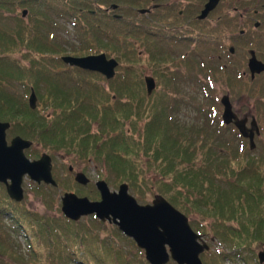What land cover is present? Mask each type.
Segmentation results:
<instances>
[{
	"label": "trees",
	"instance_id": "1",
	"mask_svg": "<svg viewBox=\"0 0 264 264\" xmlns=\"http://www.w3.org/2000/svg\"><path fill=\"white\" fill-rule=\"evenodd\" d=\"M111 4L118 6L117 12L138 5L136 0H0V120L11 123L12 136L43 146L52 159L53 152L65 151L84 162L102 164L108 177L127 183L139 199L154 189L185 215H200L193 229L231 248L229 253L204 252L203 264H260L256 256L264 251V155L252 154L236 129L221 123L213 89L209 95L214 102L205 105L207 120L185 126L176 119L179 76L170 72L173 62L153 56L154 51L147 61L159 85L147 95L142 73L133 67L136 58L128 60V53L120 49V39L128 34L124 17L106 15ZM5 12L16 14L11 27L5 23ZM60 22L72 25L81 39L78 49L67 53L61 48ZM103 37L117 45L105 44ZM110 45L120 62L118 71L125 70L123 63L131 73L130 80L125 74L114 77L113 95L99 83L100 75L60 59L67 54L108 52ZM15 52L27 65L13 59ZM229 67L230 63L212 68L206 76L226 79L232 90H240L234 80L241 74L230 73ZM262 76L259 92L248 86L250 97L260 103L256 107L261 135ZM15 82L21 89L14 88ZM31 89L40 102L34 110L28 105ZM50 108L51 115L44 114ZM33 146L27 155L35 158L39 155ZM52 175L55 179V168ZM50 187L35 185L46 202L52 200L46 191ZM83 196L99 198L94 188ZM88 219L90 225H83L61 211L56 217L35 214L23 200H11L0 184V264H149L143 251L116 226L103 225L93 215ZM205 220H210L208 225ZM100 225L107 238L93 234Z\"/></svg>",
	"mask_w": 264,
	"mask_h": 264
},
{
	"label": "water",
	"instance_id": "2",
	"mask_svg": "<svg viewBox=\"0 0 264 264\" xmlns=\"http://www.w3.org/2000/svg\"><path fill=\"white\" fill-rule=\"evenodd\" d=\"M218 2L219 0H208L199 17L204 18ZM111 7L116 8V5ZM26 13V10L22 11L23 16ZM61 59L70 66L99 72L107 79L114 76L118 66L114 58L108 59L103 53L87 56L68 55L62 56ZM247 66L252 77L264 71V62L258 60L253 53ZM145 84L146 92L150 95L155 88V80L146 76ZM220 101L223 105V122L233 123L242 136L249 139L250 148H254V131L259 133L255 119L252 118L251 128L248 129L246 118L238 119L233 112L229 96H222ZM36 102L35 92L31 89L28 98L31 109L36 108ZM9 128V122L0 121V183L5 186L9 198L16 202L24 198L22 183L25 176L37 184L44 183L56 187L57 183L51 172V157L42 153L38 159H29L25 150L30 148L32 142L19 135L8 141L6 134ZM69 170H72V167ZM74 179L81 185L89 183V179L82 172H77ZM95 186L100 195L99 200L65 192L61 197L63 215L72 221L94 215L99 221L114 224L143 250L149 264H167L170 258L177 264H202L200 254L209 250L208 244L193 231L188 218L163 196L155 195L151 203L139 204L129 193L127 183H121L117 191H111L104 180L96 181ZM257 257L259 263L263 264L264 251H259Z\"/></svg>",
	"mask_w": 264,
	"mask_h": 264
},
{
	"label": "rangeland",
	"instance_id": "3",
	"mask_svg": "<svg viewBox=\"0 0 264 264\" xmlns=\"http://www.w3.org/2000/svg\"><path fill=\"white\" fill-rule=\"evenodd\" d=\"M137 3L139 5V2ZM253 6L254 5L252 4L250 8L252 9ZM127 7L128 6H126V9ZM126 9L121 8V10L117 12V14H119L120 12L122 13L121 15H124ZM19 11L21 12V10ZM15 16H16L15 13L5 12V17H6L5 23L8 24L7 25L8 27L13 26ZM26 17L27 16L23 18L26 19ZM213 19H215V15L213 16ZM58 29L59 30L57 32V35L60 37V39L62 38V42H63V43H60L61 48L65 50L66 52L69 51L70 48L78 49L79 43H80L79 41H81V39L76 37L75 32L73 31L72 25L71 26L69 24L64 25L62 22H60V24L58 25ZM212 35H213V39H215L218 33L213 32ZM227 36H229V34ZM232 36H237V35H232ZM199 37H200V40H203L205 38V35H203L202 33ZM90 38L91 36L89 35L88 39L90 40ZM130 38L132 37L127 36L125 39H120V41L122 42V45H120L121 47L120 49H124L125 52L128 53L127 58H130L128 60H131V58H136L137 61L134 63L133 67H136L139 70L137 71L138 74H140L139 73L140 71L142 73L141 82L143 84V88L145 89V82H144L145 75H151L155 80L156 86L158 87L159 85L158 80L152 74L153 65L151 64V62L147 61L146 56L141 57L140 55L141 52L144 54V51H146V45L144 44L143 38H141L138 41V43H134L132 41V39L135 37H133L132 39ZM253 39L255 40L254 43H256V41L260 43L259 44L260 48H258L255 45L254 47L259 49L260 52H264V37L257 36ZM91 41L94 42V39H91ZM236 41H240V40H236ZM116 42L117 41L115 40H110L109 44L117 45ZM99 43H102V41L100 40ZM89 46L92 47V45H89ZM103 51L107 52L106 50H102V52ZM107 53L110 54L109 56L114 57L112 55L113 52H107ZM13 56L15 57L13 59L27 65V61L21 58L18 52H15ZM206 57L207 58H202L201 60L200 58L196 59L197 61H196L195 69H190L189 66H183L182 65L183 63H180V62L172 63L170 72L172 71L173 73L177 74V76H179L178 83L175 85V94L177 93L176 94L177 98L181 99L179 102V112L178 114H175V118L180 120V122L183 123L185 126H188L191 123L197 122L198 120H202V119L207 120L208 119V109L206 108L205 105H208L214 102V100L211 99V95H209V91L213 89L216 94L215 96L216 98H218V100L219 99L221 100L222 96H225V95H228L230 97L233 110L239 116L247 115L249 117H255L256 119H258L257 107H260V103L259 101H256L257 97L255 98L250 97L248 86H251V87L253 86L254 91L256 93L259 92L260 88L262 89L261 79H258L254 84L248 83V81L250 80L248 76H245V74H249L248 69L245 68L247 66V58L246 59L231 58V60L229 61L228 58H208V56ZM260 59L264 61V58H260ZM118 63L120 65L119 60H118ZM229 63H230V67L228 68V71L230 73H234V72L236 73L239 71L241 74V78L239 79L237 78L238 80H234L235 81L234 85L236 87H240L241 88L240 90H232L228 85V81L227 82L224 81L226 79L223 80V78L220 79V77L219 78L218 77L207 78L206 76L209 73V70H211L212 68L219 69L220 66L223 67L224 64L228 65ZM121 65L125 70H121L119 68V70L121 71L120 72L118 71V67H117L115 77L118 75L122 76L123 74H125L127 75V77H129L128 80H130L131 73H127L128 71H126V67H125L126 64L122 63ZM243 71H245L246 73L244 74ZM224 74L226 73L223 72L222 75ZM114 82H115L114 78L111 79L109 82H107L102 76H101V80H99V83L107 91V93L109 91L110 93H112V95L115 93V91L112 89L113 85H111ZM14 88L21 89L20 84L15 82ZM37 103L39 106L40 102H37ZM44 112H45L44 114L46 115H51L52 113L51 108L45 109ZM218 113H219V117H221V113H222L221 107ZM205 115H206V119H205ZM257 122L259 123V120H257ZM13 136L11 135V132L9 129L7 131V140L9 141ZM261 136L263 137L262 140H259L256 138L254 139L255 146L252 150H250L252 151L251 153L254 155H262V156L264 155V140H263L264 130ZM244 143H245V146L248 147L249 144L247 143V141L246 142L244 141ZM33 149L38 150V153H37L38 155H40L43 152H46L43 146L37 145V144L33 146ZM26 155H27V152H26ZM52 156H54V158L52 159V165H53V168H55V173L57 175L55 179L58 185L57 187H50L46 189L49 196L52 198L51 201L46 202V200H44L42 196L38 194L35 188L36 184L32 182L27 176L23 178V183H22V187L24 190L23 204L28 210L32 211L35 214L48 213L49 215L56 217L57 215H59V211H61V197L63 196L65 192H73V193H76L78 196H83L84 192H92V189L93 188L95 189L94 184L99 179L100 180L103 179L108 184L111 191H117L119 184L122 183V182H117V180H114L112 176L108 177L110 175H108L106 168L103 167L102 164H100L101 166H99L95 162H84L80 159H77V157H73L71 154L66 153L65 151H59L55 153L53 152ZM28 157L30 159H33L30 156ZM70 166L73 168V172L69 171ZM76 172L84 173L86 177L90 180L89 183L87 185H81L75 182L74 174ZM105 176H107L109 180H106L105 178H103ZM129 193L134 198H136L139 204L151 203V201L154 198V195L159 194V192L152 189V190H148L145 196L142 197V199H139V196L132 193L130 189H129ZM90 194H94V193H90ZM88 198L90 200H94V199H91L90 197ZM199 218H200V215L188 216V220H189L191 227H192V223H194V220L199 222ZM78 221H79L78 223L80 224L90 225L89 219L87 216L80 218ZM208 222H210V220H208ZM208 222L207 220H205L203 224L206 223L208 225ZM104 224H108V222H104L103 225ZM92 232L93 234L95 233L99 235L100 238H107L106 233L101 228V225L98 226L97 229H93ZM202 237H203V240L206 243H208V245L210 246L209 252H216V251L222 252L223 251L225 253H229L231 250L229 245L219 244V241L215 239V237L210 236V234H208L207 236H202ZM205 252L208 253V250ZM202 254L200 255L201 260H202ZM207 258H208V255H207ZM167 264H176V263L170 260ZM223 264H231V263L228 261H225V262L223 261Z\"/></svg>",
	"mask_w": 264,
	"mask_h": 264
},
{
	"label": "flooded vegetation",
	"instance_id": "4",
	"mask_svg": "<svg viewBox=\"0 0 264 264\" xmlns=\"http://www.w3.org/2000/svg\"><path fill=\"white\" fill-rule=\"evenodd\" d=\"M136 2L139 5L128 6L123 16L117 15L118 8L107 7L105 10L107 16L115 19L124 17L127 36L135 37L130 38L134 43L143 38L146 51L144 54L141 52V57L150 58L154 51L156 54L153 56L164 58L167 62L183 63V66H189L190 69L196 68L197 58L201 60L207 58L206 56L248 60L253 53L256 58H264V52L254 47L255 45L260 48V43H254L253 39L257 36L264 37V0H219L216 7L204 18L199 16L208 0ZM252 4L254 6L251 9ZM213 32L218 33L216 38L214 36L215 39ZM202 33L205 38L200 40ZM103 41L105 44L109 42L106 37H103ZM111 46L108 52H111ZM107 55V58L111 57L109 53ZM245 76H248L249 84L260 79V75H255L254 78L249 73ZM240 117L247 118L245 115ZM250 126L251 121L248 119L246 127Z\"/></svg>",
	"mask_w": 264,
	"mask_h": 264
}]
</instances>
